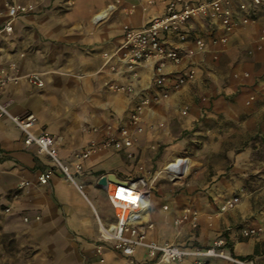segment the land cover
<instances>
[{"label":"crops","instance_id":"crops-1","mask_svg":"<svg viewBox=\"0 0 264 264\" xmlns=\"http://www.w3.org/2000/svg\"><path fill=\"white\" fill-rule=\"evenodd\" d=\"M4 1L0 0V29L6 19ZM18 1H30L35 9L15 19L11 33L0 31V67L18 76L16 82L0 87V103L11 115L33 113L36 117L33 132L45 130L52 134L59 158L73 168L76 154L90 140L99 141L105 131L116 132L127 126L131 112L144 95H160L165 91L154 84L152 63L128 66L122 44L123 27H142L150 18L162 15L166 0ZM240 1L231 0L230 4L233 25L240 29L235 32L234 26L228 34V40L238 42L235 44L238 53L234 54L239 57L229 81L241 84L240 89L249 100L250 96L263 93L264 48L248 51L254 48L264 15L258 24L254 20L242 24L244 12L238 8ZM211 22L220 26V33L211 32L204 39L207 44L218 46L211 39L223 32L222 25L218 19L206 15L183 26L189 35L184 41L175 34L163 35L166 46L182 54L180 64L165 65V89H170L175 77L192 65L196 74L213 68L207 62L210 55L199 51L205 48H193L195 39L205 35L201 32L209 30ZM244 44V50H237ZM31 72L40 73L42 87L27 81L26 75ZM166 102L167 99L153 102L143 111L142 118L154 120L162 114L167 118V106L161 108ZM226 134L230 132L144 131L138 136L140 141L154 138V142L165 144L169 155L190 140L207 136L198 150L199 154L206 152V157H191L195 175L185 187L174 185L177 181H171L164 172L153 184L149 182L154 174L151 178L144 177L150 187L145 219L153 222L147 238L195 250L211 246L223 237L224 251L230 255L249 264H264V234L257 237L241 234L245 227L264 225V203L259 204L258 195L245 188L251 166L250 149L244 147L236 152L237 147L226 139ZM137 146L132 150L136 151ZM119 151L100 149L92 153L84 161L83 172L75 175L79 182L71 181L36 146L26 147L22 131L9 117L0 115V264L144 263L147 256L143 248L138 247L126 256L99 237V225H112L116 218L106 191V185L113 181L102 186L98 179L108 173L121 180L128 179L123 175L127 172L123 165L131 168ZM50 168L53 172L49 182L38 184L37 175ZM135 177L139 176L129 178ZM21 180L30 184L19 187ZM162 180L164 184L160 183ZM200 183L206 185L205 190H198ZM233 194L240 196L239 203L232 209H223ZM189 209L198 211L197 224L175 225L174 219ZM8 236L18 253L15 256L7 254ZM98 245L100 255L95 250ZM170 264L234 263L218 257L187 255Z\"/></svg>","mask_w":264,"mask_h":264},{"label":"built area","instance_id":"built-area-1","mask_svg":"<svg viewBox=\"0 0 264 264\" xmlns=\"http://www.w3.org/2000/svg\"><path fill=\"white\" fill-rule=\"evenodd\" d=\"M253 5L261 4V0H249ZM231 0H166L165 10L162 15L154 16L142 27H132L125 25L123 27L124 49L123 58L132 68L139 63H152L154 66V84L157 87H165L167 75L165 65L167 63L180 64L182 54L176 48L166 46L164 34H175L179 40H186L189 35L183 29V26L191 19L206 15L210 19H218L222 25L223 32L211 39L214 45H223L228 40V34L234 27V14L231 9ZM5 22L0 31L11 33L13 22L18 17L24 16L35 9L32 2H20L18 0H5ZM239 8L244 12L241 23L250 24L253 20L247 12L245 3H239ZM195 44L199 49H203L205 41L201 37L195 39ZM264 48V22L259 27L258 38L254 48L248 53L260 51ZM14 68V67H12ZM196 76V67L192 65L183 74L178 75L172 81L171 87L178 89L183 84L192 81ZM27 81L37 87L44 85L39 72H31L26 75ZM18 76L0 67V87L8 82H16ZM264 93V85L261 86ZM254 96H250L249 100ZM149 99H142L136 104L130 114L128 125L121 127L116 132L105 131L101 140L92 139L81 151L76 154V162L73 168H69L59 158L56 139L49 132L43 130L36 134L32 127L36 121L33 113L23 116L11 115L5 105L0 103V115H6L23 133V144L26 147L36 146L38 151L51 159L54 166L69 179L73 180L76 174L83 172L84 161L94 152L100 149L122 150L132 144L134 133L140 132L141 116L144 107L149 103ZM185 111H183L184 113ZM184 158L176 157L166 164V170L163 171L167 177L174 181L181 175V169ZM52 169H47L37 175V183L47 184L52 176ZM30 183L21 180L19 187L28 186ZM107 197L114 208L115 223L109 226L107 234L100 230V240L111 243L113 249L126 256L134 253L135 249L141 247L145 250L147 260L142 264H170L181 261L187 255L218 257L228 260L234 264H249L248 261L234 257L224 251L226 244L225 238H218L211 246L203 249H186L171 242L159 243L147 238V233L153 228V222L141 219L137 213L143 199L150 195V187L143 176L119 179V182H112L106 185ZM239 203L237 195L227 199L223 209H232ZM148 208V207H147ZM175 225L189 222L195 226L198 222V211L189 209L174 219ZM243 237H257L264 234V225L249 226L241 229ZM96 252L101 254V246L96 247Z\"/></svg>","mask_w":264,"mask_h":264},{"label":"rangeland","instance_id":"rangeland-1","mask_svg":"<svg viewBox=\"0 0 264 264\" xmlns=\"http://www.w3.org/2000/svg\"><path fill=\"white\" fill-rule=\"evenodd\" d=\"M241 2L247 6V12L252 20H254V23L256 22L258 24L264 15V0H261V4L256 6L251 4L249 0H242ZM234 26L237 29L234 28L233 31H239L240 27L237 25ZM219 27V25L215 27L212 23L209 30L201 32L205 34L201 35V38L204 39L211 32L218 33L220 31ZM204 41L205 50H199L195 44L193 48H196V50H199L205 56L210 55L211 58L207 62L213 68L205 66L207 68L204 71H197L195 79L183 84L178 89H173L172 87L165 89L163 87L165 91L163 93L161 92L160 95L147 94L140 99V101L145 98L150 100L144 107V110L151 106L153 102L157 103L161 99H167V102L164 105L162 104L161 108H166L167 106L168 114H166L167 118L165 119L163 117L164 114H162V117L154 120L143 119L141 116V122L139 124L141 127L140 132L134 133L130 146L119 151L124 153V163L127 164L129 162L131 166V168H128L123 165L127 172L122 173L125 178L135 175L150 177L154 174L152 178L150 177L151 180L149 182L153 184V181L163 174L161 172L163 165L175 157H185L181 175L176 179L177 182L174 184L177 187H185L186 183H189L192 180V176L195 175V169L191 168L193 166L191 157L195 156L199 159L206 157V152H200L199 154L198 150L203 146V140L207 136L200 135V138L190 140L176 153L172 152L173 155L167 154L168 147L165 144L158 143V141L154 142V138L140 141L138 136L144 131H229L230 134H226L225 137L226 139H230L233 147H237L236 152L244 147L250 149L251 166L247 172L245 188L247 187V190L253 191V194H257V202L263 204L264 93L258 94L251 100H247L240 89L241 84L235 85L234 82L229 81L239 60V57L234 54L238 53L235 50V44L238 43L236 42L237 40H228L225 44L218 46L207 44L206 39ZM245 48L244 44L243 48L237 50H244ZM212 52L215 53L213 54ZM156 88L161 90L160 87L156 86ZM183 111L185 112L183 113ZM136 146L137 150L133 151L132 149ZM199 177L203 179V177ZM74 179L79 182L76 176H74ZM160 183L164 184L165 182L162 180ZM167 183L170 184L171 182L169 181ZM205 186V184L200 183L198 190H205ZM157 187L158 185H156ZM84 190L86 189L84 188ZM237 196L240 197L239 195ZM112 209L114 211L113 207ZM103 226L108 228L110 225ZM5 238L9 241L7 254L10 256L17 255L18 253L13 247V240L10 236Z\"/></svg>","mask_w":264,"mask_h":264},{"label":"bare ground","instance_id":"bare-ground-1","mask_svg":"<svg viewBox=\"0 0 264 264\" xmlns=\"http://www.w3.org/2000/svg\"><path fill=\"white\" fill-rule=\"evenodd\" d=\"M100 17V16H99ZM163 171L166 170V164L162 167L161 169ZM150 204V199L146 196L143 201L141 202V205H140V210L137 212L139 214V216L141 217V219H144L145 218V215H146V209L148 207V205ZM113 225V224H112ZM111 226V225H110ZM99 229H101L105 234L108 233V229L105 228L102 224L99 225Z\"/></svg>","mask_w":264,"mask_h":264},{"label":"water","instance_id":"water-1","mask_svg":"<svg viewBox=\"0 0 264 264\" xmlns=\"http://www.w3.org/2000/svg\"><path fill=\"white\" fill-rule=\"evenodd\" d=\"M108 181L119 182V179L113 173H108L99 177L98 184L105 186Z\"/></svg>","mask_w":264,"mask_h":264}]
</instances>
